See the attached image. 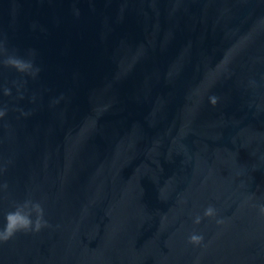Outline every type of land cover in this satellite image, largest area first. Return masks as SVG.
<instances>
[{"label": "water", "instance_id": "95a60500", "mask_svg": "<svg viewBox=\"0 0 264 264\" xmlns=\"http://www.w3.org/2000/svg\"><path fill=\"white\" fill-rule=\"evenodd\" d=\"M0 49V264H264V0H0Z\"/></svg>", "mask_w": 264, "mask_h": 264}, {"label": "clouds", "instance_id": "9594fccd", "mask_svg": "<svg viewBox=\"0 0 264 264\" xmlns=\"http://www.w3.org/2000/svg\"><path fill=\"white\" fill-rule=\"evenodd\" d=\"M4 50L0 49V53H2ZM3 64L6 67L14 68L19 73H25V74H32L35 76L39 69L33 70V65L30 60H25L23 58H20L18 56H9L7 59L3 61ZM5 95H10L9 90H5ZM212 102L215 103V97H212ZM6 115V111L0 110V118L4 117ZM37 211H38V218L35 221V224L33 226V220L29 215H25L24 212L21 210V208H17L15 211L9 212L5 219L6 224L2 231H0V241H8L10 238H12L17 232L20 231H29V230H35L39 231L41 227L45 226L46 222L43 220V208L40 207V205H36ZM259 212L262 216H264V205L260 206ZM204 216L209 218H215L216 216V210L209 206L204 211ZM196 224H200L201 217L198 215L195 217ZM217 224H223L224 221L217 220ZM202 235L192 234L189 237V242L194 245H199L203 241Z\"/></svg>", "mask_w": 264, "mask_h": 264}]
</instances>
